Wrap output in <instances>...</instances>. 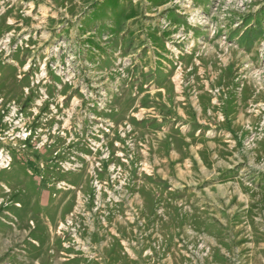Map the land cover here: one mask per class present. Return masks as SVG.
<instances>
[{
	"label": "rangeland",
	"instance_id": "rangeland-1",
	"mask_svg": "<svg viewBox=\"0 0 264 264\" xmlns=\"http://www.w3.org/2000/svg\"><path fill=\"white\" fill-rule=\"evenodd\" d=\"M0 264H264V0H0Z\"/></svg>",
	"mask_w": 264,
	"mask_h": 264
}]
</instances>
